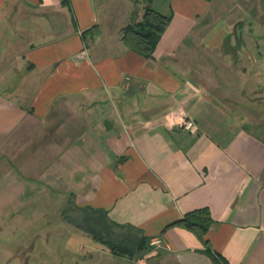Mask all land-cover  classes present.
Wrapping results in <instances>:
<instances>
[{
  "label": "crops",
  "instance_id": "crops-1",
  "mask_svg": "<svg viewBox=\"0 0 264 264\" xmlns=\"http://www.w3.org/2000/svg\"><path fill=\"white\" fill-rule=\"evenodd\" d=\"M213 2L152 0L170 20L145 58L97 0H0V118L20 130L0 146L70 135L91 264H264V0H219V31ZM202 207L209 245L173 225Z\"/></svg>",
  "mask_w": 264,
  "mask_h": 264
},
{
  "label": "rangeland",
  "instance_id": "rangeland-1",
  "mask_svg": "<svg viewBox=\"0 0 264 264\" xmlns=\"http://www.w3.org/2000/svg\"><path fill=\"white\" fill-rule=\"evenodd\" d=\"M97 3L106 19L121 17L119 28L138 21L143 12V1ZM209 14V28L215 25L219 31V0H214ZM3 121L9 124V119L0 118V141L8 142L20 130L17 127L7 132ZM44 136L47 145L38 134L0 146V264H91L82 257L95 242L87 231L72 224L77 212L76 194H84L88 184L71 182L67 173L72 165H60L72 162V140L69 134L58 138L51 131ZM58 140L69 149L56 148ZM62 177L64 180H60ZM14 208L15 214L11 212ZM83 244L84 249L79 250ZM111 257L114 263L131 264L128 259Z\"/></svg>",
  "mask_w": 264,
  "mask_h": 264
},
{
  "label": "trees",
  "instance_id": "trees-1",
  "mask_svg": "<svg viewBox=\"0 0 264 264\" xmlns=\"http://www.w3.org/2000/svg\"><path fill=\"white\" fill-rule=\"evenodd\" d=\"M136 1H143V12L138 21L127 23L121 28V41L130 50L145 58H151L160 36L169 23L170 17L155 10L151 4L152 0ZM211 222L212 218L209 210L202 207L186 212L173 225L190 230L205 245H209L205 236ZM101 242L112 253H123V250L111 241L101 240Z\"/></svg>",
  "mask_w": 264,
  "mask_h": 264
},
{
  "label": "built area",
  "instance_id": "built-area-1",
  "mask_svg": "<svg viewBox=\"0 0 264 264\" xmlns=\"http://www.w3.org/2000/svg\"><path fill=\"white\" fill-rule=\"evenodd\" d=\"M188 124H191L190 122H188ZM158 242V240L157 239H152V244H156Z\"/></svg>",
  "mask_w": 264,
  "mask_h": 264
}]
</instances>
